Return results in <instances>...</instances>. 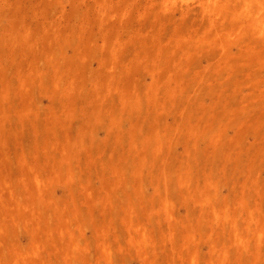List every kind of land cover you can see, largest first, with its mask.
I'll list each match as a JSON object with an SVG mask.
<instances>
[{"label":"rangeland","instance_id":"1","mask_svg":"<svg viewBox=\"0 0 264 264\" xmlns=\"http://www.w3.org/2000/svg\"><path fill=\"white\" fill-rule=\"evenodd\" d=\"M0 264H264V0H0Z\"/></svg>","mask_w":264,"mask_h":264},{"label":"bare ground","instance_id":"2","mask_svg":"<svg viewBox=\"0 0 264 264\" xmlns=\"http://www.w3.org/2000/svg\"><path fill=\"white\" fill-rule=\"evenodd\" d=\"M72 37H73V35H72ZM134 37H135V38H138V37H140V35L136 34ZM71 39H72V38H71ZM68 40H69V39H68ZM69 41H70V40H69ZM69 41H68V42H69ZM139 42H140V44H142V43L146 42V40H140ZM134 43H135V46H136V45H137V41H135ZM76 53H77V54L79 53V51H78L77 49H76ZM76 53H75V54H76ZM39 60H40V58H39ZM233 226H237V225H236V222H233ZM144 233H145V232H144ZM145 234H146V233H145ZM145 234L142 235V236H143L142 238H145ZM137 241H138V240L136 239L135 242H137ZM138 244H139V243H138Z\"/></svg>","mask_w":264,"mask_h":264}]
</instances>
